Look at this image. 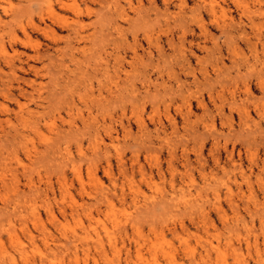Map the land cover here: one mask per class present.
Wrapping results in <instances>:
<instances>
[{"label": "rangeland", "instance_id": "374dc122", "mask_svg": "<svg viewBox=\"0 0 264 264\" xmlns=\"http://www.w3.org/2000/svg\"><path fill=\"white\" fill-rule=\"evenodd\" d=\"M8 218L0 264H264V0H0Z\"/></svg>", "mask_w": 264, "mask_h": 264}, {"label": "bare ground", "instance_id": "6f19581e", "mask_svg": "<svg viewBox=\"0 0 264 264\" xmlns=\"http://www.w3.org/2000/svg\"><path fill=\"white\" fill-rule=\"evenodd\" d=\"M76 172L77 173H79L78 172V170H76ZM11 221V219L10 218H8V219H6V221L4 222L3 221V223L2 224H0V231L1 230H7V232H8V234H9V236H10V238H12V239H15L16 238V236H15V233H14V229H13V224L10 222ZM0 242H1V234H0ZM1 244V243H0ZM19 256L22 258V259H24V260H28L27 259V253H26V251L24 250V249H20L19 250ZM75 258H73L71 261H72V263L73 264H79V261H78V258L76 257V256H74ZM141 258L139 257V262L140 261H142V259L140 260ZM11 264H16V262H15V259L13 258V257H11ZM138 261V260H137ZM137 261H135L133 264H140L139 262H137ZM223 261H224V259H223ZM142 262H145V261H142ZM59 263L60 264H63V261H59ZM39 264H53V259H46V258H44L42 255L39 257ZM84 264H86V262L84 263ZM141 264H144V263H141Z\"/></svg>", "mask_w": 264, "mask_h": 264}]
</instances>
